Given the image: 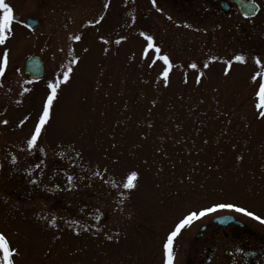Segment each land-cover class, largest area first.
I'll use <instances>...</instances> for the list:
<instances>
[{"label": "rangeland", "instance_id": "1", "mask_svg": "<svg viewBox=\"0 0 264 264\" xmlns=\"http://www.w3.org/2000/svg\"><path fill=\"white\" fill-rule=\"evenodd\" d=\"M5 2L14 21L0 45V231L19 250L15 264H164L163 242L189 210L232 202L264 218V119L254 107L264 78L252 80L264 70L254 62L264 37L250 21L219 6L202 11L198 0ZM29 16L39 25L28 27ZM141 32L172 61L167 86L163 62L142 55ZM33 54L44 62L37 79L23 69ZM73 58L29 148L47 84ZM133 170L137 187L124 189ZM221 213L264 233L241 213L210 214L174 240V264L185 263L195 229Z\"/></svg>", "mask_w": 264, "mask_h": 264}, {"label": "snow or ice", "instance_id": "2", "mask_svg": "<svg viewBox=\"0 0 264 264\" xmlns=\"http://www.w3.org/2000/svg\"><path fill=\"white\" fill-rule=\"evenodd\" d=\"M153 6H156V0H152ZM253 9L257 8L256 0H251ZM108 5H105L107 7ZM160 11L161 9H157ZM246 18L248 13L246 12ZM103 19V17H101ZM171 19V17H169ZM14 21V10L13 8L5 2V0H0V45H5L7 40L10 38L9 33L12 31V24ZM100 21H96L99 23ZM91 23V21H90ZM191 27V25H186ZM141 36L144 37L146 41V47L143 49L142 55L145 58L150 59V66H154L157 61H162V70L160 72V77L167 86L169 82V74L172 68V61L170 60L169 56L166 54H162L161 49L156 46L154 43V39L151 35H146L144 32L140 33ZM76 40H80V36L75 37ZM119 43V41H117ZM152 53L155 56V59H151L149 53ZM215 60V57H212ZM233 59L236 62L244 63L245 56L243 55H235ZM256 64L261 65L262 69H264V64H261V60L259 58L256 59ZM78 63L76 58H73L69 62V66L67 70L62 73L63 79H56L55 82H49L47 84V88L50 90L46 96V99L42 105V110L38 114L37 122L34 125V130L30 133V138L27 140V145L29 148L35 146L41 137L42 131L46 130V126L49 124L51 111L53 108L54 101L58 97V89H60L62 84H67L70 80V74L73 72V68L71 65ZM232 60L225 61V64L230 68ZM8 64V52L4 51L2 56H0V76H2L5 72V69ZM192 69L197 68L196 63H192L189 65ZM204 68L209 67L208 64L203 65ZM227 74V73H225ZM203 76V73L196 79V83H200V77ZM264 78V70L257 71L253 76V82L257 81V78ZM255 97L256 101L254 104L255 109L257 110V115L264 119V79H261L257 85L255 90ZM28 117H25L23 120L20 121L21 124L27 120ZM0 123L7 124V120L0 121ZM15 160V157H13ZM99 175V173H96ZM139 173L137 171H130L122 184L124 189H134L137 187ZM69 184H71L72 177H68ZM116 185H113L115 187ZM222 210H229L236 213H241L245 216L251 217L254 220L259 221L261 224H264V218L259 215H256L254 212L249 211L247 208L239 206L232 202H214L207 206H202L199 209L189 210L187 214L183 215L181 218L178 219V222L175 223L174 227L169 231L166 236L165 241L163 242V251H164V264H174V252H173V245L174 240L181 234L182 230L186 228H190L196 221L201 220L203 217H206L213 213H218ZM52 226H55V219L53 218L50 221ZM19 254V250L15 249L11 246V243L8 237L0 231V264H15L14 256Z\"/></svg>", "mask_w": 264, "mask_h": 264}, {"label": "flooded vegetation", "instance_id": "3", "mask_svg": "<svg viewBox=\"0 0 264 264\" xmlns=\"http://www.w3.org/2000/svg\"><path fill=\"white\" fill-rule=\"evenodd\" d=\"M198 1L202 11L217 9L218 6L223 13L234 10L236 16L250 21L251 29L258 30V34L264 37V0H256L258 7L255 9L251 0ZM258 42L261 39L258 38ZM257 58L264 64V54L256 55L255 60ZM222 214L212 216L195 229L189 240L184 264H264V233L237 215L235 220L217 219Z\"/></svg>", "mask_w": 264, "mask_h": 264}, {"label": "water", "instance_id": "4", "mask_svg": "<svg viewBox=\"0 0 264 264\" xmlns=\"http://www.w3.org/2000/svg\"><path fill=\"white\" fill-rule=\"evenodd\" d=\"M38 20L33 18V17H28L27 18V24L29 26H36L38 25ZM25 72L30 75L33 78H38L43 75L44 72V65L41 57L38 55H32L30 56L26 61H25V66H24ZM53 191H57L58 188H53ZM221 219H231L232 216H222L220 217Z\"/></svg>", "mask_w": 264, "mask_h": 264}]
</instances>
